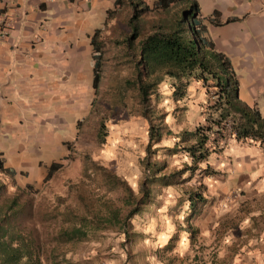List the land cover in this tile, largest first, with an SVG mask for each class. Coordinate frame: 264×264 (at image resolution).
Returning a JSON list of instances; mask_svg holds the SVG:
<instances>
[{
  "label": "rangeland",
  "instance_id": "rangeland-1",
  "mask_svg": "<svg viewBox=\"0 0 264 264\" xmlns=\"http://www.w3.org/2000/svg\"><path fill=\"white\" fill-rule=\"evenodd\" d=\"M154 1L135 0L132 2L137 4V9H144L138 14L137 19H133V23L138 26L141 32V36L133 40L134 48L137 41L149 33L151 26L165 17L163 12L152 8ZM130 3V0L124 2L123 8L113 13L115 20H112L111 23L98 24V28L102 26L100 29L107 32V35L103 34L102 37L101 80L95 95L87 92L86 97H89L88 99L91 101L89 104L86 103L84 109L79 107V110H73L72 114L61 116L56 112L50 116L55 112L54 109L47 111L38 109L41 108L39 106L36 107L37 109H32L31 125L19 121L23 117H30L27 111L20 112L15 109L11 110L10 116H2L0 122L2 159L4 166L13 169L18 188H23L25 183L32 185L29 197L32 199L33 212L29 223L37 230L42 248L40 255L43 264L47 263L45 258L50 248V234L61 225L60 218H54L51 213L66 208L74 210L77 207L80 213L81 207L76 198L78 194L88 201L102 199L112 202L116 207L121 206V191L119 189L104 191V187L100 183L103 174L97 168L100 167L123 180L134 194L137 192L138 183L142 178L143 168L139 164L138 158L144 154L147 140L146 123L138 116L139 111H133L137 109L133 108V103L136 102L135 94L131 90L126 91V89L119 88L124 80L131 79L132 67L136 60L134 50H132L134 53H131L126 48V40L131 34L132 27L128 24L133 12ZM180 9L183 10V5H174L169 15L175 11H178L179 14ZM98 15L96 14V16ZM100 15L103 23L102 16L104 18L105 15ZM111 17L112 14L107 18V21ZM166 17L168 16L166 15ZM91 75L92 62L89 64L88 61L87 66L84 67L85 81L86 78H91ZM171 83L170 80H167L160 85L156 90V97L151 98L150 104L154 112L166 111L168 113L165 118L167 126L173 133H177L179 132L177 126H180L179 128L193 127L198 114L191 110L186 112V109L181 111L180 109L186 108L183 105L185 102L181 100L176 103L171 100ZM194 83H189L186 88L187 92L196 88L198 92L204 91L198 83ZM68 86L71 87V83ZM117 93H122L125 96V108L115 107ZM89 94L93 95L90 97ZM207 97L205 95L204 99L207 100ZM239 97L242 101L245 100L242 89L239 91ZM75 104L74 102L69 107H75ZM185 113L186 119L184 118ZM101 120L105 125L106 136L104 143L98 144L95 134ZM114 124L130 126L133 144L128 151L121 152V149H118L114 158L110 160L104 151L108 142V131L110 128H114L112 126ZM255 144L250 141H240V147L244 148L253 147ZM151 161L158 165L164 163L165 172L180 168L182 165L174 157L168 156L162 151L157 152ZM52 162L61 164L64 162L65 164L49 180L42 182V178ZM119 162L124 167L125 165L135 167L139 172L136 179L132 181L126 179L118 168L120 166H117ZM206 165L209 171L215 172L209 177H205L195 170L190 179L182 184L153 187L151 203L141 208L132 217L128 226L125 227L126 236L121 229L104 230L93 239L78 244L72 252H66L65 258L79 264H157V262L161 264H183L184 262L187 264L188 257L182 256L184 261L183 259L180 261L177 256L178 244L176 241H170L168 242L169 246L160 249L159 246L163 243L158 244L157 237L162 236V230L179 231L177 221L181 223L190 221V227L186 229L191 230L189 237H191V245H193L192 252L220 255L222 250L227 247L228 252L237 254L248 255L254 251L261 259H264V251H259L258 247L260 241L261 245L264 243V190H260L254 184L250 186L247 179L241 177L242 174L248 172L244 168V163L236 162L233 156L230 157L226 154L224 156L222 153L211 154ZM87 166L89 168L84 171V167ZM204 167V163L198 166L200 169ZM124 174L128 173L124 171ZM3 183H6L5 186L8 188L12 184L0 176V184ZM15 190H9L8 194L12 195ZM190 190H198L206 202L202 205L198 204L189 213L186 193ZM44 213L47 216H44ZM188 215L192 217L189 218ZM152 220L163 222L165 227L162 230L159 229L160 226H155L154 229L150 228L151 233L157 234L145 239L143 236L146 223ZM135 221H138L139 224ZM194 224L196 227L193 226ZM149 225L154 227L155 223ZM223 238L228 239L223 243ZM229 239L231 241L227 246L226 243ZM160 241H163V238ZM197 258L193 260L195 264L201 261Z\"/></svg>",
  "mask_w": 264,
  "mask_h": 264
},
{
  "label": "trees",
  "instance_id": "trees-1",
  "mask_svg": "<svg viewBox=\"0 0 264 264\" xmlns=\"http://www.w3.org/2000/svg\"><path fill=\"white\" fill-rule=\"evenodd\" d=\"M130 1L133 12L128 24L132 27L126 40V48L131 53L134 50L136 60L131 79L124 80L119 88L131 90L135 94L133 108L137 109L133 111H139L138 116L146 123L147 140L144 154L139 159L143 168L142 178L134 194L123 180L100 167L97 168L103 174L100 183L104 191H121V206L116 207L112 202L102 199L88 201L78 194L76 198L81 207L80 213L78 207L51 213L54 218H60L61 225L50 234L46 264H79L65 258L64 254L72 252L78 244L93 239L104 230L121 229L126 236L125 227L132 217L151 203L153 187L182 184L190 179L195 170L205 177L211 176L215 172L209 171L206 165L208 157L211 154H221L228 138L233 137L241 142L250 141L264 148V119L256 109L248 107L238 99L234 73L227 58L214 50L196 2L155 0L152 8L163 12L165 17L151 26L149 33L141 37L134 48L133 40L140 37L141 32L133 19H137L144 9H137V4L132 3L135 0ZM119 3L120 0L115 1L116 7L106 13V20L113 15ZM177 4L183 5V10L180 9L179 14L175 11L169 15L171 8ZM98 32L99 30L94 31L89 43L92 61L91 87L94 93L100 80L103 55L99 43L95 41ZM167 80L172 82L170 97L173 102L184 100L186 88L191 82L198 83L204 89V95L209 96L201 105L203 121L190 130L173 133L165 122L168 113H156L152 110L151 98L156 97V90ZM117 94L115 107L125 108V96L122 93ZM183 105L187 107L188 104L185 102ZM105 132V125L101 120L95 134L98 144L104 143ZM166 138L172 139L173 145L160 147V142ZM159 151L168 156L184 155L189 163L165 172L164 163L158 165L151 161ZM202 163L205 167L198 168ZM64 164H49L42 182L49 180ZM87 168L89 167H84V171ZM14 175L12 168L4 166L0 151V176L12 183L9 188L5 186L6 183L0 184V264H43L37 230L29 223L33 212L32 199L29 197L32 185L25 183L23 188H18ZM12 189H16L15 192L8 194ZM186 202L190 213L206 200L198 190H190L186 193ZM191 215H188L189 218ZM44 216L47 214L44 213Z\"/></svg>",
  "mask_w": 264,
  "mask_h": 264
},
{
  "label": "crops",
  "instance_id": "crops-1",
  "mask_svg": "<svg viewBox=\"0 0 264 264\" xmlns=\"http://www.w3.org/2000/svg\"><path fill=\"white\" fill-rule=\"evenodd\" d=\"M115 1L0 0V26H5L7 30V36L0 41V122L3 115L10 116L11 110L15 109L29 112L30 117H23L19 121L31 125L32 109L36 107L40 106L38 109L47 111L54 109L55 112L50 116L56 112L62 116L72 114L79 107L84 109L86 103H90L91 99L86 97L87 92L96 94L91 88L92 75L86 81L84 76V67L88 61L89 64L92 62L90 38L95 30H99L95 41L102 50V37L107 32L100 29L102 26L98 28V24L106 25L115 20V14L106 20V13L116 7ZM126 1L128 0H120L115 12L123 8ZM194 1L214 50L227 58L234 73L238 99L256 109L264 119V0ZM100 14L105 15L104 18L102 16L103 23ZM70 83L71 87L68 86ZM240 89L244 93V101L239 97ZM204 98V93L198 92L196 88L186 92V97L182 100L188 104L186 112L191 110L198 114L193 126L204 119V114H201ZM74 102L75 107L70 108ZM184 118L186 119V113ZM112 126L114 128L108 131L104 151L110 160L118 149L121 152L128 151L133 144L129 125ZM179 127L177 126L179 131L192 129V126ZM172 145V139H163L159 144L160 147ZM221 153L233 156L236 162L242 161L248 173L241 177H245L250 186L254 184L264 190V148L257 144L253 147H240V141L232 137L226 140ZM172 157L181 164L189 163L184 155ZM117 166H120L119 170L130 181L136 179L139 173L132 165L124 167L119 162ZM124 171L128 174H124ZM135 222L139 224L138 221ZM149 222L155 223L154 227ZM190 223L177 221L179 231L170 232L162 230L165 227L163 222L148 221L143 237L148 239L151 235L156 236L157 233H151L150 228L160 226L162 236L157 237V243H163L159 246L160 249L168 242L176 241L177 256L180 261L188 257L187 264H195L193 260L197 256V260H201L198 264H264V259L254 251L248 255L237 254L228 252L225 247L220 255L192 252L193 245L189 237L191 230L186 229L190 227ZM193 226L196 227L195 224ZM162 238L163 241H160ZM227 239L223 238L222 242ZM230 241L231 239L227 241V246ZM261 243L260 241L259 251H264V243Z\"/></svg>",
  "mask_w": 264,
  "mask_h": 264
},
{
  "label": "built area",
  "instance_id": "built-area-1",
  "mask_svg": "<svg viewBox=\"0 0 264 264\" xmlns=\"http://www.w3.org/2000/svg\"><path fill=\"white\" fill-rule=\"evenodd\" d=\"M6 36H7L6 27L5 26H0V41L3 40ZM227 128H228V126H227ZM227 133H229V129H228Z\"/></svg>",
  "mask_w": 264,
  "mask_h": 264
},
{
  "label": "clouds",
  "instance_id": "clouds-1",
  "mask_svg": "<svg viewBox=\"0 0 264 264\" xmlns=\"http://www.w3.org/2000/svg\"><path fill=\"white\" fill-rule=\"evenodd\" d=\"M232 138V137H231ZM229 139V138H228Z\"/></svg>",
  "mask_w": 264,
  "mask_h": 264
}]
</instances>
